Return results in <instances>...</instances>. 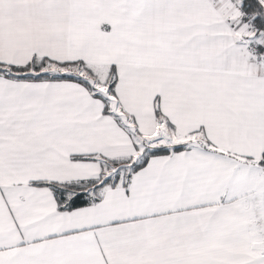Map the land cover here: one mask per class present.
I'll use <instances>...</instances> for the list:
<instances>
[{
	"label": "snow or ice",
	"instance_id": "obj_1",
	"mask_svg": "<svg viewBox=\"0 0 264 264\" xmlns=\"http://www.w3.org/2000/svg\"><path fill=\"white\" fill-rule=\"evenodd\" d=\"M0 264H264V0H0Z\"/></svg>",
	"mask_w": 264,
	"mask_h": 264
}]
</instances>
